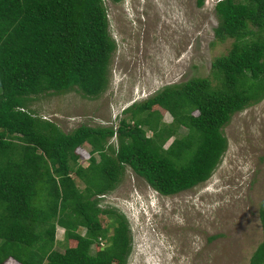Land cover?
Segmentation results:
<instances>
[{"label":"trees","instance_id":"1","mask_svg":"<svg viewBox=\"0 0 264 264\" xmlns=\"http://www.w3.org/2000/svg\"><path fill=\"white\" fill-rule=\"evenodd\" d=\"M211 9L213 39L230 43L210 61L209 78L162 87L125 107L115 127L64 133L27 103L68 91L92 99L106 88L114 43L102 0H0V264H125L126 219L98 207L123 169L164 196L209 177L226 146L221 128L264 96V0H215ZM100 215L109 234L98 226ZM257 220L260 241L246 264H264V199ZM55 226L72 246L52 249Z\"/></svg>","mask_w":264,"mask_h":264},{"label":"rangeland","instance_id":"2","mask_svg":"<svg viewBox=\"0 0 264 264\" xmlns=\"http://www.w3.org/2000/svg\"><path fill=\"white\" fill-rule=\"evenodd\" d=\"M196 1L102 0L114 43L106 88L92 99L73 91L38 95L27 103L28 108L64 133L78 125L115 127L118 119L127 116L121 113L125 107L162 87L191 77L209 78L210 61L226 52L230 40L213 39L215 0H202L200 6ZM169 121L162 112L161 122ZM183 132L179 128L174 137ZM221 134L225 150L204 182L164 196L124 168L114 187L99 195V208L114 209L126 219L131 248L125 264L247 263L260 241L257 211L264 199V96L231 114ZM171 140L166 139L162 148ZM108 143L113 144L114 138ZM87 151L85 144L76 150L81 167L86 165ZM74 181L80 189L82 184ZM142 209L144 217L139 218L136 211ZM97 223L110 233L104 216H98ZM62 232L54 227L55 251L72 246Z\"/></svg>","mask_w":264,"mask_h":264},{"label":"clouds","instance_id":"3","mask_svg":"<svg viewBox=\"0 0 264 264\" xmlns=\"http://www.w3.org/2000/svg\"><path fill=\"white\" fill-rule=\"evenodd\" d=\"M142 211H143V209L140 210V212H139V211H136V214H138V217H139V218L144 217V216L142 215Z\"/></svg>","mask_w":264,"mask_h":264}]
</instances>
